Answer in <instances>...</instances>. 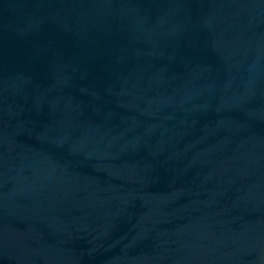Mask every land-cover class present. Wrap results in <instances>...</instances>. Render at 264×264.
<instances>
[{
	"label": "water",
	"instance_id": "1",
	"mask_svg": "<svg viewBox=\"0 0 264 264\" xmlns=\"http://www.w3.org/2000/svg\"><path fill=\"white\" fill-rule=\"evenodd\" d=\"M0 264H264V0H0Z\"/></svg>",
	"mask_w": 264,
	"mask_h": 264
}]
</instances>
